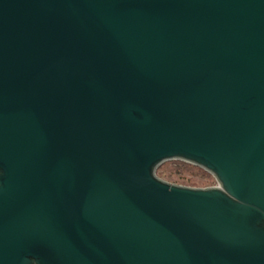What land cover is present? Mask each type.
<instances>
[{
    "label": "water",
    "instance_id": "1",
    "mask_svg": "<svg viewBox=\"0 0 264 264\" xmlns=\"http://www.w3.org/2000/svg\"><path fill=\"white\" fill-rule=\"evenodd\" d=\"M0 264H264V0H0Z\"/></svg>",
    "mask_w": 264,
    "mask_h": 264
},
{
    "label": "trees",
    "instance_id": "2",
    "mask_svg": "<svg viewBox=\"0 0 264 264\" xmlns=\"http://www.w3.org/2000/svg\"><path fill=\"white\" fill-rule=\"evenodd\" d=\"M169 164L172 165V167H164V166H159L156 170V175L170 183H175L177 180V177H181V175L186 172L187 174L194 175V176H200L199 180H189L190 183L188 184H179V185H184V186H189V187H209V186H214V178L204 171L202 168H199L198 166H194L192 164L179 161V160H174L173 162H170ZM191 170H195L196 173H191ZM190 171V172H189Z\"/></svg>",
    "mask_w": 264,
    "mask_h": 264
},
{
    "label": "rangeland",
    "instance_id": "3",
    "mask_svg": "<svg viewBox=\"0 0 264 264\" xmlns=\"http://www.w3.org/2000/svg\"><path fill=\"white\" fill-rule=\"evenodd\" d=\"M174 160H170V161H166V162H164V163H162L161 164V166H164V167H172V165L171 164H169L170 162H173ZM190 172V171H189ZM196 173V171L195 170H191V173ZM208 173V172H207ZM211 175V174H210ZM212 176V175H211ZM213 177V176H212ZM199 178H200V176H192V175H190V174H187L186 172H184L182 175H181V177H177V180H175L176 182L175 183H177V184H188V183H190L189 182V180H194V182H195V180L197 181V180H199ZM215 180V179H214ZM214 183H215V185H216V181H214Z\"/></svg>",
    "mask_w": 264,
    "mask_h": 264
}]
</instances>
